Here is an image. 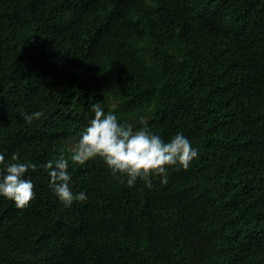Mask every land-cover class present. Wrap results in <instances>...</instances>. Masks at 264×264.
Segmentation results:
<instances>
[{
    "label": "trees",
    "instance_id": "obj_1",
    "mask_svg": "<svg viewBox=\"0 0 264 264\" xmlns=\"http://www.w3.org/2000/svg\"><path fill=\"white\" fill-rule=\"evenodd\" d=\"M96 101L198 158L150 189L70 161V206L30 172L28 206L0 197V264H264V0H0L6 159L67 156Z\"/></svg>",
    "mask_w": 264,
    "mask_h": 264
},
{
    "label": "clouds",
    "instance_id": "obj_2",
    "mask_svg": "<svg viewBox=\"0 0 264 264\" xmlns=\"http://www.w3.org/2000/svg\"><path fill=\"white\" fill-rule=\"evenodd\" d=\"M90 110L92 116L67 156L61 153L38 165L30 160L21 161L15 152L7 159L0 152V197L11 200L17 208L28 206L35 195L30 172L42 167L47 171L53 195L65 206H70L74 200L87 199L85 192L74 193L71 188L70 161L84 164L99 158L113 178L126 182L129 187L142 180L150 189L154 187L153 175L159 177L160 183H167L170 168L187 169L198 158V149L180 131L165 141L147 124L137 126L119 121L115 112H106L100 101L92 103ZM20 115L31 124L39 120L43 112L22 111Z\"/></svg>",
    "mask_w": 264,
    "mask_h": 264
}]
</instances>
